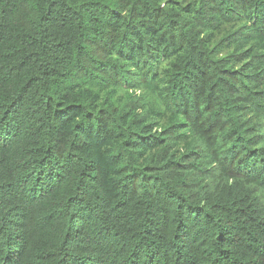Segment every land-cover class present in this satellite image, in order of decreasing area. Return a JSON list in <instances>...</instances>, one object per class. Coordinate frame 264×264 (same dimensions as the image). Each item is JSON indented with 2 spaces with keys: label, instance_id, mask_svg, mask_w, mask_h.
I'll return each instance as SVG.
<instances>
[{
  "label": "trees",
  "instance_id": "16d2710c",
  "mask_svg": "<svg viewBox=\"0 0 264 264\" xmlns=\"http://www.w3.org/2000/svg\"><path fill=\"white\" fill-rule=\"evenodd\" d=\"M0 264H264V0H0Z\"/></svg>",
  "mask_w": 264,
  "mask_h": 264
}]
</instances>
